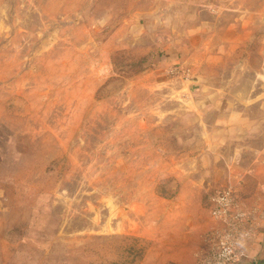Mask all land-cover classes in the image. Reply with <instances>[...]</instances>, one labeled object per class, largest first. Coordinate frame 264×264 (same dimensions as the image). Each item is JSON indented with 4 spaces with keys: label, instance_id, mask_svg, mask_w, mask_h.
<instances>
[{
    "label": "rangeland",
    "instance_id": "1",
    "mask_svg": "<svg viewBox=\"0 0 264 264\" xmlns=\"http://www.w3.org/2000/svg\"><path fill=\"white\" fill-rule=\"evenodd\" d=\"M226 190L264 264V0H0V264H209Z\"/></svg>",
    "mask_w": 264,
    "mask_h": 264
},
{
    "label": "built area",
    "instance_id": "2",
    "mask_svg": "<svg viewBox=\"0 0 264 264\" xmlns=\"http://www.w3.org/2000/svg\"><path fill=\"white\" fill-rule=\"evenodd\" d=\"M210 214L225 225L223 236L212 250L209 264H235L240 254L235 247L236 238L244 240L252 236L251 217L240 207L230 191H219L209 197ZM222 235V234H221ZM235 235V236H233Z\"/></svg>",
    "mask_w": 264,
    "mask_h": 264
},
{
    "label": "crops",
    "instance_id": "3",
    "mask_svg": "<svg viewBox=\"0 0 264 264\" xmlns=\"http://www.w3.org/2000/svg\"><path fill=\"white\" fill-rule=\"evenodd\" d=\"M259 213H260V215H259L260 217L253 215L252 218H253L254 222L256 221L258 223V225H261L260 229H264V205L262 206V209H260ZM246 257H247V254H244L242 259H245Z\"/></svg>",
    "mask_w": 264,
    "mask_h": 264
}]
</instances>
